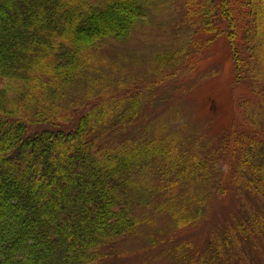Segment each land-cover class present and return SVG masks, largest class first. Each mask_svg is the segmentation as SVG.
<instances>
[{
  "label": "trees",
  "instance_id": "trees-1",
  "mask_svg": "<svg viewBox=\"0 0 264 264\" xmlns=\"http://www.w3.org/2000/svg\"><path fill=\"white\" fill-rule=\"evenodd\" d=\"M168 3L162 8L154 0H105L100 4L104 6L88 0H0V264L98 263L102 248L134 229L138 220L131 206L134 199L145 197L149 186L157 184L155 178L168 183L162 190L165 194L176 195L178 187L184 188V193L198 185L202 191L216 185L222 190L221 185L231 178L228 191L242 193L243 198L258 203L260 210L255 214H260L261 202L264 204V128L239 136L233 121L216 133L212 130L217 127L215 118L225 113L227 102L232 100V87L245 86L264 101V90H253L264 87V0ZM164 14L171 18L150 24L149 20ZM148 25H175L179 31L185 30L173 41L180 45V53L170 50L152 54L162 63H172L175 56H180L189 70L190 60L198 55V62L193 63L197 70L218 39L228 41L230 67L236 61L241 69L226 71V103L212 96L198 102L207 133L197 141L198 154H184L185 141L170 140L166 144L169 133L164 129L157 133L163 136L155 144L145 135L134 141L122 137L116 143L126 127L135 122L131 120L134 113L140 116L139 108L152 93L153 106L157 92L141 85L145 94L108 100L117 94L115 76L121 66L106 57L99 63L95 60L98 53L89 52L113 41L127 44ZM191 29L200 35V42L194 43ZM187 39L188 43L178 44ZM130 61H137L133 53ZM19 73L24 78H18ZM20 82L39 85L26 86L27 92L20 95V103L26 104L24 114L21 109L16 111L7 98L16 101L9 94L11 85ZM174 84L168 94H185L183 83ZM36 88L51 101L33 97L38 95ZM64 96L69 105L59 104ZM102 97V103H98ZM126 102L129 105H123ZM249 102L243 99L240 107ZM174 111L185 119L180 109ZM18 113V118H27H14ZM256 116L262 122L264 113ZM190 118L199 123V117ZM209 138H214L210 146L222 143L217 153L213 152L215 156L204 151L203 142ZM98 141L112 148L110 159L104 161L97 156ZM180 165L188 169L183 176ZM142 177L150 179L151 184L139 179ZM244 209L236 212L239 242L234 241L235 236L212 248L213 263L224 259L226 264H264V219ZM213 263L204 258L199 262Z\"/></svg>",
  "mask_w": 264,
  "mask_h": 264
},
{
  "label": "rangeland",
  "instance_id": "rangeland-1",
  "mask_svg": "<svg viewBox=\"0 0 264 264\" xmlns=\"http://www.w3.org/2000/svg\"><path fill=\"white\" fill-rule=\"evenodd\" d=\"M88 1L100 5L105 0ZM168 1L179 3L184 0H154V3L166 8L169 5ZM84 6H88V4ZM66 11L69 10L66 9ZM167 13L171 15V12ZM168 14L160 17L155 16L152 20H149L150 24L156 19H159V22L169 20L171 16ZM174 26L157 28L153 25H148L145 30L136 34V38L133 41L127 44H119L113 41L110 45L107 43L97 45L95 50L89 52V54L98 53L95 60L99 63L106 57L107 59L105 60H113L121 66L120 73L116 75L117 78L115 76L114 87L117 94L108 100L114 98H117L116 100H121V98L127 100L128 97L138 96L141 92L145 94L140 87L141 85L157 92L153 106L154 94L152 93L146 104L139 108V111H142L140 116L138 117V112L134 113L131 120L135 122L131 126L126 127L116 143L122 137L134 141V139L145 135V137L150 136L146 139L147 141L154 139L155 144L163 136L157 133L164 129L163 132L169 133V137L166 138V144L170 140L175 142L185 141L182 149L185 152L184 154H195V152L198 154L200 149L196 144L199 140L201 142L206 130L204 128L206 125L203 123V120L206 119L198 102L203 103L211 96L218 99L220 103H226L229 100V95L224 86L228 82L226 71L227 69L235 68L236 71L241 72V69L238 65H235L236 61L230 67L232 59L230 60L229 58L227 40L217 39L197 70L195 69L197 65L193 63L198 62V55H195L190 60L191 66L189 70L183 66L180 56H175V60L172 63H162L160 57L152 56L153 53L162 54L170 50L179 52L180 45H175L173 41L178 36H181V32L185 30H180V32ZM166 29L172 30L171 33ZM194 30L191 29L194 37L193 41L194 43L200 42L198 40L200 35L194 34ZM188 42L189 39L178 44ZM187 49L190 50V45ZM131 53L137 57L135 63L130 61ZM202 57L203 55L200 54L199 59ZM176 61H179V63L174 64ZM223 61L226 64H223ZM194 69L195 72H192ZM18 78H24L23 74L19 73ZM177 81L179 84H184L185 94L183 93L181 97H172L171 94H168V88L175 87L174 83H177ZM154 83H156V86H152ZM188 85H192V89H187ZM26 86L36 87L39 85L35 82L26 84L25 82L13 83L11 85L13 89L10 90L9 95L11 99L16 101L13 102L7 97L10 103H14L12 107L16 111L21 109V111L19 110L21 114L27 112L26 104L20 103L22 100L20 95L27 92ZM229 86L231 84H228ZM231 89L233 90L232 100L227 102L225 113L215 118L217 127L212 132H218L222 126L228 127L233 121L239 136L248 135L252 130L263 129L264 118L261 122V117L256 116L257 113H264V101L261 100L263 97L259 94L256 97L253 96L245 86L232 87ZM253 90L256 93H260L264 90V87L256 86ZM36 91H38V88H36ZM37 94L33 97L38 96L39 99H44L46 102L51 101L47 100V96L43 95L41 91H38ZM76 97L80 98L79 94ZM103 97L97 102L102 103ZM241 98L242 101H239ZM243 99H248L250 102L240 107L243 104ZM78 100L76 98V101ZM178 103L181 104L179 105ZM59 104L69 105L67 97L64 96L59 101ZM261 104L263 108L259 107ZM123 105L127 106L129 103L126 102ZM32 107L34 106L32 105ZM175 108L182 111L185 119L179 114H174ZM17 116H20L19 113L14 118H18ZM63 116L66 117V115H61V117ZM190 116L199 117V119H196L199 123H195ZM23 118L27 117H19L18 119ZM254 122H261V124L256 125L257 123L255 124ZM183 125H188V127L185 129ZM171 129H175L176 132H171ZM92 135L95 138H99L95 134ZM233 137H235L234 134H232ZM108 141L110 143L112 140L108 138ZM212 141H214V138L204 140V151L211 154V156H215L216 154H213V152L217 153V150L222 147V143L217 146H210ZM95 152L104 161L110 159L111 157L108 156L114 154L110 146L102 145L99 141ZM219 154L224 161L222 153ZM172 157L177 158L176 153H173ZM179 158H184V155H179ZM157 166H160V164H157ZM178 170L183 176L188 169L184 165H180ZM166 171L171 170L167 169ZM139 179L149 181L151 184L150 179L147 180L145 177ZM169 179H172V177H169ZM154 182L157 184L149 186L148 190L144 191L146 193L145 197L134 199L135 202L131 206L133 209L132 214L138 220L134 229L126 234L125 237L119 238L109 246L102 248L96 264H199L201 258L213 263L212 248L222 246V243L225 244L224 241L226 239L233 240L235 236L237 239L234 241L239 242L238 234L235 230L239 223L238 214L236 213L238 210L244 211V207H246L248 210L251 209L252 212L250 214L252 216H260L264 219V204L262 202L261 212L257 215L255 213L260 210L258 203L253 202L248 197L243 198L241 195L244 194L242 193L237 195V193L228 191V188L231 187V178L221 185L222 190H219L216 185L215 189L207 186V191H202L198 190V185L194 188L191 186L184 193V188L178 187L177 195L174 192L165 194L162 191L164 185L168 183H162L159 178H155ZM166 199H168V202H165ZM221 226H223L222 232L219 231ZM227 232L229 234L225 235ZM231 233H236V235L232 236ZM255 235L256 232L252 234V238ZM191 244L192 247L189 246ZM213 264L226 263L224 259H221Z\"/></svg>",
  "mask_w": 264,
  "mask_h": 264
}]
</instances>
